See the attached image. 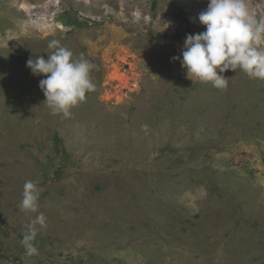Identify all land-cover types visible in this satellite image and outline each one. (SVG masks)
Returning <instances> with one entry per match:
<instances>
[{"label": "rangeland", "instance_id": "1", "mask_svg": "<svg viewBox=\"0 0 264 264\" xmlns=\"http://www.w3.org/2000/svg\"><path fill=\"white\" fill-rule=\"evenodd\" d=\"M208 4L0 0V264H264V80L220 90L171 59ZM51 40L94 65L67 118L26 66Z\"/></svg>", "mask_w": 264, "mask_h": 264}, {"label": "clouds", "instance_id": "2", "mask_svg": "<svg viewBox=\"0 0 264 264\" xmlns=\"http://www.w3.org/2000/svg\"><path fill=\"white\" fill-rule=\"evenodd\" d=\"M198 19L206 30L188 34L181 55L171 58L180 61L190 79L225 90L229 81L223 73L238 69L249 78L264 80V19L256 18L247 0H209L207 10ZM48 48L54 51L47 53V58H29L26 66L33 75H44L39 87L51 113L67 118L70 109L85 101L86 93L95 90L90 77L94 65L83 56L74 59L72 51L57 40H51ZM39 195L37 184L26 181L21 210L36 212ZM45 219L43 213L37 215L23 236L21 242L29 256L38 252L34 244L38 234L35 225L45 226Z\"/></svg>", "mask_w": 264, "mask_h": 264}]
</instances>
